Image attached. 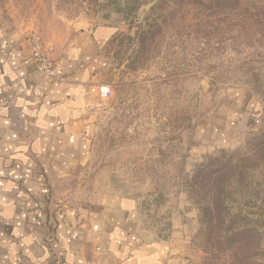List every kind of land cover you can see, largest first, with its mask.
Segmentation results:
<instances>
[{"label": "rangeland", "instance_id": "1", "mask_svg": "<svg viewBox=\"0 0 264 264\" xmlns=\"http://www.w3.org/2000/svg\"><path fill=\"white\" fill-rule=\"evenodd\" d=\"M15 1L47 34L70 24L113 30L86 154L57 194L78 210L108 195L131 198L139 231L165 245L166 264H204L191 182L202 163L245 149L264 129V0L215 9L172 0L154 11L148 0L129 15L107 0ZM261 229V247L224 252L218 264H264Z\"/></svg>", "mask_w": 264, "mask_h": 264}, {"label": "crops", "instance_id": "2", "mask_svg": "<svg viewBox=\"0 0 264 264\" xmlns=\"http://www.w3.org/2000/svg\"><path fill=\"white\" fill-rule=\"evenodd\" d=\"M34 25L0 0V264H166L165 245L139 231L135 200L108 195L78 210L57 194L87 151L112 28ZM33 35L52 51L53 77L38 72Z\"/></svg>", "mask_w": 264, "mask_h": 264}, {"label": "trees", "instance_id": "3", "mask_svg": "<svg viewBox=\"0 0 264 264\" xmlns=\"http://www.w3.org/2000/svg\"><path fill=\"white\" fill-rule=\"evenodd\" d=\"M168 1L154 0L151 11L164 9ZM243 4L255 7V0H173L175 4H197L219 8ZM126 15L138 12L148 0H107ZM155 2V3H154ZM191 195L199 209L200 234L207 254L204 264H218L224 252L238 254L261 247L264 226V129L251 137L245 149L222 151L196 170ZM246 257L241 261L243 264ZM249 262L246 261L245 264Z\"/></svg>", "mask_w": 264, "mask_h": 264}, {"label": "built area", "instance_id": "4", "mask_svg": "<svg viewBox=\"0 0 264 264\" xmlns=\"http://www.w3.org/2000/svg\"><path fill=\"white\" fill-rule=\"evenodd\" d=\"M32 43V56L37 62L38 72L45 77H53L55 63L51 49L36 35L32 36Z\"/></svg>", "mask_w": 264, "mask_h": 264}]
</instances>
